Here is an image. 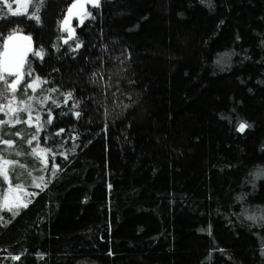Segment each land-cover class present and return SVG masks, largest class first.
Returning a JSON list of instances; mask_svg holds the SVG:
<instances>
[{
    "label": "trees",
    "instance_id": "1",
    "mask_svg": "<svg viewBox=\"0 0 264 264\" xmlns=\"http://www.w3.org/2000/svg\"><path fill=\"white\" fill-rule=\"evenodd\" d=\"M72 1L27 0L14 16L0 0V46L25 32L44 49L17 96L47 81L27 95L51 97L40 144L61 165L52 179V153L47 172L27 154L35 128L4 127L26 165L11 179L38 194L0 210V264H264V224L242 214H264V0H100L64 44Z\"/></svg>",
    "mask_w": 264,
    "mask_h": 264
},
{
    "label": "snow or ice",
    "instance_id": "2",
    "mask_svg": "<svg viewBox=\"0 0 264 264\" xmlns=\"http://www.w3.org/2000/svg\"><path fill=\"white\" fill-rule=\"evenodd\" d=\"M6 6H8L9 12L12 15H20V8L25 7V0H16V4L19 5L15 11L12 10L11 6L8 5L7 0H4ZM91 5L93 8L100 7V0H73V2L68 6L67 11L65 13L64 19L61 22L62 30L67 31L68 38L64 39V44H68V40L75 36V30L71 27V22L73 17H76L79 20V24L81 26L84 25L85 20L92 16L91 12L87 10V6ZM29 19L35 20L36 23L40 22L39 15L37 13H33L29 16ZM81 47L80 43H76L73 52L78 50ZM57 51L59 49L57 48ZM29 52L32 55L40 57L43 59L44 49H40L39 51L32 50V38L31 36H20L16 34H10L8 37L4 39L3 45L0 46V83L3 84V87L0 88V114H3L4 119H0V145H3L4 148L0 149V178L3 179L4 183L7 184V188L4 189L2 193H0V210H7L12 212L13 217L18 215V211L22 208L28 207V202H25L24 197L26 195H37L38 193H30L26 194L24 192V188L20 184L13 185L10 173L13 172L16 166H19L21 169H26V165L20 164L18 160H13L8 158V156L13 153H8L9 149H13L15 147V140L6 139L5 136L9 135V133H5L4 127L8 126L10 128H15L16 125H26L28 128H35V131L30 134V139L27 140L29 147L31 148L30 153L28 155H32L34 158H38L40 163L43 165V171H49L48 168V160L47 154L52 153V162H51V177L52 179H56L58 176V172L61 170V165L56 163V154L53 152V149L49 147H41L40 139L41 132L46 131V126L53 125L54 115L51 109L47 110V120L44 121L42 119V110L45 108V105L49 99L48 97H37L36 95H27V90L31 89L35 94L39 83H47V81H41L39 76H36L34 80L28 82L25 88V99H19L17 96V92L19 86L24 81L25 75L31 76L32 71L29 69L27 72L24 71V66L27 62ZM219 63V61L217 62ZM9 78H12L11 80ZM52 92L58 91V89H51ZM65 96V104L68 103L70 99L73 97L72 92H68L64 94ZM56 108H60V104L56 101H52ZM72 109H77L79 107V102H75L71 105ZM127 107V106H125ZM61 116L65 115V113L61 112ZM25 117V118H22ZM72 116L77 119L80 118V111H72ZM251 125L240 122L236 128L237 132L243 133L246 128ZM65 129L59 128L53 136H60ZM15 137L19 139H23V133L20 131H16L11 133ZM52 139V137L45 136L43 137L44 143L47 144L48 141ZM73 140L76 137H72ZM33 141L36 142L35 147H32ZM75 145L72 148V152H75ZM15 156L20 157L25 155L20 151L14 153ZM60 155L64 156V159L67 160L69 157L64 153H60ZM31 175V173H28ZM40 181L43 182V185L35 184L36 187H39L41 191L46 189L51 183V180L45 179L44 176L39 177ZM238 199H242V197H238ZM245 218L248 221L253 222V224L261 223L264 224V214L256 215L247 214V210L245 213ZM2 219V217H0ZM261 254L264 255V249L261 250ZM13 260H19V256L12 257Z\"/></svg>",
    "mask_w": 264,
    "mask_h": 264
},
{
    "label": "rangeland",
    "instance_id": "3",
    "mask_svg": "<svg viewBox=\"0 0 264 264\" xmlns=\"http://www.w3.org/2000/svg\"><path fill=\"white\" fill-rule=\"evenodd\" d=\"M26 2H27V0H25V6H26ZM20 7V6H19ZM25 9V7H21L20 8V10H24ZM76 21L77 22H79V20L76 18ZM12 78H10V80H11ZM0 118L1 119H4L5 117L3 116V114H0ZM4 148V146L3 145H0V149H3ZM12 151V149H9L8 150V152H6L5 154L7 155L9 152H11ZM11 175L12 174H10V178H11ZM11 181H12V183H13V185H16V184H18V183H16V181H17V178H13V179H11ZM31 183H32V181H31ZM5 185V188L4 189H6L7 188V184H4ZM4 191V190H3ZM26 193V192H25ZM27 194V193H26ZM24 199H25V201H26V196L24 197Z\"/></svg>",
    "mask_w": 264,
    "mask_h": 264
},
{
    "label": "water",
    "instance_id": "4",
    "mask_svg": "<svg viewBox=\"0 0 264 264\" xmlns=\"http://www.w3.org/2000/svg\"><path fill=\"white\" fill-rule=\"evenodd\" d=\"M73 2V1H72ZM64 19V18H63ZM76 19V17H73L72 19V22H71V25L73 23V21ZM63 21V20H62ZM13 34H16V35H20V36H30L29 34L25 33V32H16V33H13ZM32 38V47H33V44H34V40H33V37L31 36ZM62 43H64V40L62 41Z\"/></svg>",
    "mask_w": 264,
    "mask_h": 264
},
{
    "label": "flooded vegetation",
    "instance_id": "5",
    "mask_svg": "<svg viewBox=\"0 0 264 264\" xmlns=\"http://www.w3.org/2000/svg\"><path fill=\"white\" fill-rule=\"evenodd\" d=\"M73 24H74V22H73ZM72 27L75 28V25L72 26ZM66 38H68V37H67V36L63 37L62 41H63L64 39H66Z\"/></svg>",
    "mask_w": 264,
    "mask_h": 264
}]
</instances>
